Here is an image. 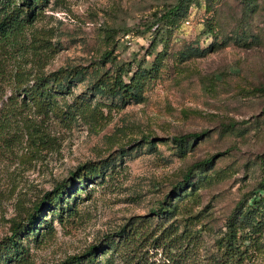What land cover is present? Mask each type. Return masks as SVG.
<instances>
[{
	"label": "rangeland",
	"instance_id": "rangeland-1",
	"mask_svg": "<svg viewBox=\"0 0 264 264\" xmlns=\"http://www.w3.org/2000/svg\"><path fill=\"white\" fill-rule=\"evenodd\" d=\"M174 3L44 0L19 50L0 45V114L15 111L0 124V239L11 218L79 164L108 158L100 176L74 183L69 211L46 212L51 227L38 241L25 238L26 264H66L124 223L183 224L188 214L195 215L188 227L200 229L198 264H219L216 238L231 211L250 195L264 201V0H191L158 35L160 15ZM17 61L45 71L89 65L61 100L79 97L84 107L62 120L12 105ZM120 66L147 72L140 99L122 102L89 88ZM188 132L201 134L180 149L172 138ZM209 156L190 172L191 187L175 195L190 165ZM168 201L176 205L172 218L156 215ZM250 231L241 264H264V211ZM112 264L122 262L115 256Z\"/></svg>",
	"mask_w": 264,
	"mask_h": 264
},
{
	"label": "trees",
	"instance_id": "trees-1",
	"mask_svg": "<svg viewBox=\"0 0 264 264\" xmlns=\"http://www.w3.org/2000/svg\"><path fill=\"white\" fill-rule=\"evenodd\" d=\"M190 1L176 0V3L165 9L160 15L162 22L156 25L155 32L162 35L172 28L183 16ZM43 2L44 0H0V45L9 41L14 45L12 50L18 51L25 26L32 22L37 13L36 9ZM89 72V65L83 64L59 66L45 71L41 67L25 69L17 61L13 71L14 91L8 96L9 102L12 105L13 102L17 105L29 104L41 115L50 114L62 120L69 119L76 109L84 107V102L78 99L79 97L70 103L66 101L61 103V100L64 94L71 90L72 85L82 80ZM148 77L147 72L139 67L120 66L112 72L100 73L89 88L97 89L108 97L117 96L122 102L138 100ZM13 95L16 96L14 101ZM13 112L14 108H11L0 114V124L9 120V115ZM43 134L44 132L39 133L38 136L43 139ZM200 134L201 132H188L173 136L172 139L177 142L180 149H184L188 145V138ZM147 138L143 136V139ZM210 159L211 156L190 165L183 174V184L180 182L177 185L175 195H181L185 186L191 187L190 172L198 166L206 165ZM107 162L108 158H102L79 164L69 178L58 181L51 190L37 197L22 214L11 218L9 233L0 239V264H26L29 257L26 241L28 239L38 241L41 229L51 227L46 212L51 210L60 218L65 211H69L72 206L70 200L72 198L74 200L78 193L74 183L79 181L84 185L87 180L100 176ZM260 185L264 189V179ZM175 207L171 201L165 202L160 205L158 210L160 213L156 211L155 214L160 216L168 213L163 216L166 219L172 218ZM263 211L264 201L255 194L250 195L249 203L235 206L227 217L223 232L216 238L219 264L242 263L245 258L246 241L251 238L250 228L257 225ZM193 217L195 218V215H185L182 219L183 224L173 221L154 225L145 221L124 223L83 251L67 256L64 263L112 264L116 256L120 258L122 264H198L196 253L200 245V229L188 227V224L194 222ZM106 251H109V255L102 260L100 254Z\"/></svg>",
	"mask_w": 264,
	"mask_h": 264
}]
</instances>
